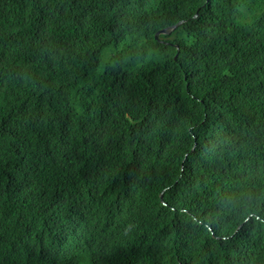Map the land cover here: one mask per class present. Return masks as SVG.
<instances>
[{
	"label": "trees",
	"instance_id": "trees-1",
	"mask_svg": "<svg viewBox=\"0 0 264 264\" xmlns=\"http://www.w3.org/2000/svg\"><path fill=\"white\" fill-rule=\"evenodd\" d=\"M256 94L264 0H0V264H264Z\"/></svg>",
	"mask_w": 264,
	"mask_h": 264
},
{
	"label": "clouds",
	"instance_id": "clouds-1",
	"mask_svg": "<svg viewBox=\"0 0 264 264\" xmlns=\"http://www.w3.org/2000/svg\"><path fill=\"white\" fill-rule=\"evenodd\" d=\"M180 24V23H179ZM176 26V25H175ZM174 27V26H173ZM171 28V27H169ZM167 29V28H166ZM174 30V29H173ZM172 30V31H173ZM171 31V32H172ZM260 97H264V94H256ZM263 107H264V103H263ZM261 166H264V155H261L259 158H258V162H257V167H256V172H255V175H254V178H256L258 176V173L263 170L264 168H261ZM95 239H93L94 241Z\"/></svg>",
	"mask_w": 264,
	"mask_h": 264
},
{
	"label": "water",
	"instance_id": "water-1",
	"mask_svg": "<svg viewBox=\"0 0 264 264\" xmlns=\"http://www.w3.org/2000/svg\"><path fill=\"white\" fill-rule=\"evenodd\" d=\"M178 25H179V24H178ZM178 25L160 31V32L157 34V36L160 35V34H169V33H170L175 27H177Z\"/></svg>",
	"mask_w": 264,
	"mask_h": 264
}]
</instances>
